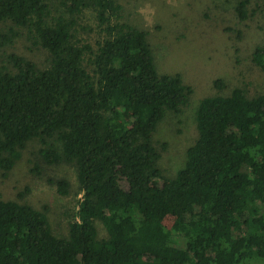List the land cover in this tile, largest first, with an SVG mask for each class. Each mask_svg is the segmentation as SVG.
Instances as JSON below:
<instances>
[{
	"label": "trees",
	"instance_id": "1",
	"mask_svg": "<svg viewBox=\"0 0 264 264\" xmlns=\"http://www.w3.org/2000/svg\"><path fill=\"white\" fill-rule=\"evenodd\" d=\"M59 1L69 18L51 15L47 0H0V47L21 27L50 55L46 67L14 53L10 68L0 66V171L37 140L44 164L74 166L81 198L67 235L57 237L44 210L0 197V264L264 260V92L214 80L227 93L199 100L197 138L165 177L153 133L191 88L179 73L157 71L147 32L118 20L119 0ZM256 1L238 0L233 15L249 20ZM85 7L103 33L96 50L73 40V15ZM251 59L264 71V40ZM51 182L67 194L66 180Z\"/></svg>",
	"mask_w": 264,
	"mask_h": 264
},
{
	"label": "rangeland",
	"instance_id": "2",
	"mask_svg": "<svg viewBox=\"0 0 264 264\" xmlns=\"http://www.w3.org/2000/svg\"><path fill=\"white\" fill-rule=\"evenodd\" d=\"M238 0H119V21L127 22L147 32L156 69L159 73H179L191 88L188 103L178 112H167L157 124L153 142L159 148L157 165L162 175L173 177L184 164L186 149L197 138L194 111L199 100L218 90L216 79L228 87H242L251 95L264 92V71L252 61V53L264 40V0L256 1L260 9L249 20L242 22L233 15ZM51 15L69 18L59 0H47ZM253 7V4H252ZM73 40L89 44L96 50L103 33L93 8H82L73 15ZM19 35L12 44L0 47V66L10 68L7 54L21 55L38 67H46L50 55L25 28H16ZM40 145L30 141L21 151V158L2 175L0 197L24 202L44 210L52 233L67 235L70 215L77 210L81 198L75 168L72 164L46 165L38 156ZM37 165L38 172L32 171ZM68 183L67 194L60 195L51 180ZM98 238L106 236L105 229L96 221ZM171 218L164 220L169 229ZM247 264H264L253 258Z\"/></svg>",
	"mask_w": 264,
	"mask_h": 264
}]
</instances>
